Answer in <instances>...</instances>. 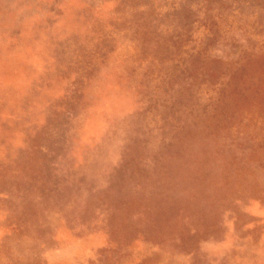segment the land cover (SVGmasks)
<instances>
[{"label": "rangeland", "instance_id": "374dc122", "mask_svg": "<svg viewBox=\"0 0 264 264\" xmlns=\"http://www.w3.org/2000/svg\"><path fill=\"white\" fill-rule=\"evenodd\" d=\"M0 264H264V0H0Z\"/></svg>", "mask_w": 264, "mask_h": 264}]
</instances>
